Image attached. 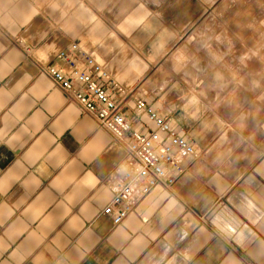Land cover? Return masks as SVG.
Listing matches in <instances>:
<instances>
[{
  "label": "crops",
  "instance_id": "crops-1",
  "mask_svg": "<svg viewBox=\"0 0 264 264\" xmlns=\"http://www.w3.org/2000/svg\"><path fill=\"white\" fill-rule=\"evenodd\" d=\"M214 3L215 0H195L189 6L188 0H164L161 11L168 13L166 23L173 29L183 28L180 32L159 26L158 15L140 10L119 26L120 33L111 43V32L95 15L89 0H83L78 16L79 22L88 27L92 45L90 52L85 47L82 53L91 55L104 66L109 78L97 76L98 82L113 98H122L127 110L136 102V97L127 91L125 84L142 79L171 42L187 28L191 29L197 17L210 13L168 61L172 74L179 78L170 81L169 72L161 68L157 71H163L164 78L157 84L161 89L173 88L180 93L179 110L183 118L198 124L190 142L196 143L197 133L211 138L209 147L215 145L213 155L220 158L216 167H223L236 155H248L237 152L236 146L242 149L255 143L258 136H264V38L256 33L255 27L264 18V0ZM169 9L174 12H168ZM40 11L34 0H0V33L13 37L12 46L0 52V252L6 264H81L98 240L92 230L98 215L97 205L112 200L107 186L100 188L97 176L91 171H82V166L106 150L121 154L116 167L125 163L128 155L121 143L115 142L44 71L21 72L25 63L23 56H28L23 49V34ZM153 16L156 23L152 22ZM74 27L68 23L65 31H72ZM138 30L145 32L151 42L149 52H144L142 45L135 41L133 44L140 52L131 51L126 37ZM250 33L257 38L249 40L246 47L240 44L238 50L237 37H247ZM197 45L198 51L204 53L203 63L200 56L189 50ZM33 55L44 68L57 66L66 73L70 71L63 63L52 62V48H36ZM254 64L259 67L253 68ZM77 65L84 67L82 60ZM169 123L173 130L179 128L178 121ZM153 128L151 123L145 124L147 133ZM177 133L181 137L186 135L183 129ZM62 140L70 145L79 143L78 155L69 157ZM201 154L198 151L197 158ZM207 179L219 191H226L221 177L210 174ZM16 192L22 194L13 197ZM92 195L94 201L89 199ZM166 195L167 192L154 195L142 212L145 223L158 213L166 223L177 219L182 222L180 232H173L164 241L169 251L160 253L162 257L171 264H191L192 259L202 264H243L241 256L224 251L201 230L203 218L196 216L192 207L199 198H208L199 188L196 194L189 193V202L179 216L175 215L174 208H163ZM221 202L255 233L250 237L248 232H242L237 241L247 264H264V233L232 207L230 198L226 203ZM247 208L256 220L264 221V207L253 208L248 203ZM185 216L189 217L191 226H183ZM126 219L124 228L120 227L122 221L117 224L119 231L113 230L110 241L113 247L127 240L128 229L137 225L136 216L129 215ZM178 240H186L188 245L178 248ZM141 243L137 241L136 248L128 254L136 251ZM155 255L148 257L145 264H155ZM116 264H125V259L117 260Z\"/></svg>",
  "mask_w": 264,
  "mask_h": 264
},
{
  "label": "clouds",
  "instance_id": "clouds-1",
  "mask_svg": "<svg viewBox=\"0 0 264 264\" xmlns=\"http://www.w3.org/2000/svg\"><path fill=\"white\" fill-rule=\"evenodd\" d=\"M164 0H89L92 10L105 24L106 28L111 32L109 43L120 33L119 26L122 25L128 16L139 13L143 10L147 13H154L159 16V26L180 32L183 28L173 29L170 24L166 23L168 13L161 11ZM195 0H188L189 6ZM37 7L41 9L40 13L34 18V22L29 26L23 34L24 51L28 52V56H23L25 61L21 72H32L33 74L46 70L43 65L39 64L33 55L36 48L45 47L52 48V62L63 63L66 67H70L73 61L80 62L83 59L82 52L85 47L89 50L92 45L89 42L88 27L79 22V9L83 7V0H34ZM217 4L215 0L214 5ZM218 6V5H217ZM214 10V9H213ZM168 12H174L169 9ZM210 13L204 12L192 22V28L183 33L175 41L171 42L168 50L160 55L154 65H151L142 79H134L127 82L125 87L130 94L135 95L136 102L131 108L125 110L124 101L117 97V115L123 116L127 123V133L117 139L115 142H122L135 148H140L147 141L152 145L154 155L144 157L143 152L139 155L144 158L146 163L152 165L149 172H140L136 177L128 176L121 178L118 174L117 164L121 154L113 150H106L99 158L90 164L82 166V171H91L100 181V188L106 185L112 194V200L102 206L97 205L98 215L96 223L92 225V230L98 237L95 248L83 259L81 264H116L117 260L125 259V264H145L148 257L153 253L155 264H171L160 253H167L169 250L164 244L173 232H180L182 222L177 219L171 223H166L162 219V214H157L154 218H150L145 223L142 212L145 204L156 194L167 192L163 208L169 210L175 209V215L179 216L182 209L188 204L189 193L196 194L197 188L200 193L208 199H198V203L193 205L192 212L196 216L203 218L202 223L208 237L215 239L219 247H223L224 251L232 255H239L243 264H247V257L244 256L243 248L237 244L239 236L242 232H248L249 236H255L251 232L248 225L239 219L232 211L226 210L225 203L230 198L233 208L244 215L249 223H253L258 231L264 233V221L256 220L247 208L248 203H252V207L256 205L264 207V136H258L255 143H250L242 149L236 146L237 152H246L248 155L243 157L236 155L224 163L223 167H216L220 162L218 156L213 155L215 145L211 144V138L201 137L198 133L195 136L196 143H191L192 133L198 128V124L192 120L184 119L183 113L179 110L181 99L180 93L173 88L164 90L158 87L157 82L164 78L163 71H157L163 68L169 72L167 79L176 80L179 77L171 72V64L168 63L171 56L177 48L185 45V42L197 28L199 24L204 23ZM152 22L156 23L155 16ZM71 23L75 27L72 31H65V25ZM256 33L264 38V18L260 19L255 25ZM257 37L249 34L247 37H237L239 45L249 44V40H255ZM131 51L139 53L140 49L136 48L133 41L142 45L144 52L150 51V41L146 38V33L136 31L126 37ZM13 37L6 33H0V52L7 47L12 46ZM199 45L189 49L194 55L201 57L203 63V52L198 51ZM31 50V51H29ZM29 57H32L29 59ZM259 67L253 65V68ZM151 82V83H149ZM156 85V86H153ZM176 110L173 111L172 107ZM227 115V114H225ZM176 120L179 122V128L170 129L167 121ZM151 122L154 125L153 131L161 136L160 141L151 138L145 124ZM183 129L185 136L177 137L179 143L171 136H167L166 130L176 132ZM143 136L144 140L140 137ZM88 137L87 139H90ZM71 139V137H69ZM188 140L189 142H185ZM64 150L69 157L78 155L80 145L74 142L69 144L67 140L61 141ZM187 150L188 153L202 152L197 158L193 155L191 160L185 159L182 153ZM207 149V151H203ZM259 149V151H257ZM167 167V175L163 174L162 169ZM113 173L117 175L113 178ZM215 174L224 180L226 191H219L214 184L208 183V176ZM21 192L13 193L16 197ZM7 196V194H2ZM90 201L95 200V196H90ZM123 201L128 210L121 215L124 222L120 225L124 228L127 225L126 217L129 215L137 217V225L129 228V236L127 240L113 247L110 241L113 237V230L117 229V223L111 212L106 211L113 202ZM173 201L175 203L173 204ZM133 208L135 210H133ZM189 217L185 216L183 226H191ZM119 231V229H117ZM75 240V236L72 237ZM137 241H142L140 247L129 255V250L136 248ZM185 241H177V247H186ZM6 251V249H5ZM11 259V257L9 258ZM0 264H6L0 252ZM191 264H202L198 259H192Z\"/></svg>",
  "mask_w": 264,
  "mask_h": 264
},
{
  "label": "built area",
  "instance_id": "built-area-1",
  "mask_svg": "<svg viewBox=\"0 0 264 264\" xmlns=\"http://www.w3.org/2000/svg\"><path fill=\"white\" fill-rule=\"evenodd\" d=\"M84 67L79 68L76 61L71 63L69 67L70 71L62 70L57 66H48L44 70V73L67 95L76 100L83 110L93 117L97 124L108 133H110L114 138H119L122 135V130L124 135L127 133V123L124 121L123 116L117 115L116 112V101L117 99L105 89L96 78L100 76L102 78H109L108 72L105 70L104 66L97 62L91 55L82 53ZM122 91V89H119ZM149 123H151L149 121ZM169 123V121H167ZM170 129H172L169 123ZM173 130V129H172ZM167 136L173 137L174 140L179 143L177 137H181L177 132L173 135V131L166 130ZM148 135L156 141L161 140V136H158L155 131H151ZM141 140H144V137H140ZM188 142L187 140L185 141ZM121 145L126 149L128 159L125 163L117 167L118 174L121 178L132 176L136 177L140 172H146L150 176L152 175L149 172V169L152 168L151 164H148V167L145 168L143 165L146 163L143 157L139 155L140 152H143L144 157H149L154 155L152 152V145L145 141L140 148H135L128 144L122 142ZM185 159L191 160L193 155L198 157V152L188 153L187 150L182 153ZM163 174L167 175V167L162 169ZM117 173H113V178ZM129 206H126L123 201L113 202L111 206L106 209V211L111 212L116 220V223L119 224L122 222L121 215L128 210ZM134 210V208H133Z\"/></svg>",
  "mask_w": 264,
  "mask_h": 264
}]
</instances>
